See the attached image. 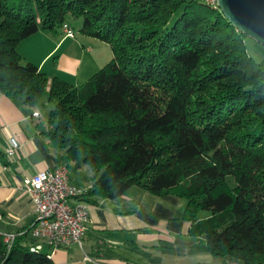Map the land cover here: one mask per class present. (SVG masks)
Wrapping results in <instances>:
<instances>
[{"label":"trees","instance_id":"1","mask_svg":"<svg viewBox=\"0 0 264 264\" xmlns=\"http://www.w3.org/2000/svg\"><path fill=\"white\" fill-rule=\"evenodd\" d=\"M70 17L114 53L81 86L18 51ZM248 39L201 0H0V90L53 105L46 137L64 162L94 173L83 198L114 200L133 186L173 193L212 254L264 264V70ZM26 237L8 250L0 232V264H54Z\"/></svg>","mask_w":264,"mask_h":264},{"label":"crops","instance_id":"2","mask_svg":"<svg viewBox=\"0 0 264 264\" xmlns=\"http://www.w3.org/2000/svg\"><path fill=\"white\" fill-rule=\"evenodd\" d=\"M68 24L75 30L74 38L64 37L61 28L40 31L22 41L18 51L25 62L38 66L50 79L81 86L107 65L114 53L110 44L85 34L83 25L77 31L71 22ZM33 111H40L41 116L33 117ZM43 121L40 106H26L0 90V232H26L28 245L38 242L28 233L35 221V205L18 178L53 170L64 162L46 137ZM11 137L22 144L15 160H10L6 151ZM71 163V182L90 189L93 171L79 164L72 172ZM81 200L88 203L91 215L83 243L55 251L44 245L42 252L54 264L232 263L212 254L203 236L190 234L192 222L185 217L188 202L173 193L159 196L133 186L114 200L98 196ZM207 216L200 213L202 218Z\"/></svg>","mask_w":264,"mask_h":264},{"label":"built area","instance_id":"3","mask_svg":"<svg viewBox=\"0 0 264 264\" xmlns=\"http://www.w3.org/2000/svg\"><path fill=\"white\" fill-rule=\"evenodd\" d=\"M210 1L218 4V0ZM64 29L68 37L74 36L67 24ZM32 116L39 118L41 112L33 111ZM21 148L22 144L16 137L9 138L6 148L9 159L15 160ZM18 181L35 205L36 217L28 233L38 242L30 246V251L42 252L44 245L50 246L53 251L82 245L91 220L90 207L81 200L88 189L71 182L68 164L60 163L53 170L19 177ZM73 200L77 202L72 204ZM18 235L10 232L3 234L10 237L12 246Z\"/></svg>","mask_w":264,"mask_h":264},{"label":"water","instance_id":"4","mask_svg":"<svg viewBox=\"0 0 264 264\" xmlns=\"http://www.w3.org/2000/svg\"><path fill=\"white\" fill-rule=\"evenodd\" d=\"M218 5L233 27L264 46V0H218Z\"/></svg>","mask_w":264,"mask_h":264},{"label":"rangeland","instance_id":"5","mask_svg":"<svg viewBox=\"0 0 264 264\" xmlns=\"http://www.w3.org/2000/svg\"><path fill=\"white\" fill-rule=\"evenodd\" d=\"M68 22H71L72 25L74 26V28H76L77 31H79V29L81 28V25H83V22L81 19H75L73 17H70L68 21L64 22L63 26H62V31L64 33V37H68L66 35V32L64 29V25L67 24L69 26V28L71 29V31L73 32V37L69 36V38H74L75 37V30L68 24ZM246 44H247V51L249 53V55L258 63L261 64L263 70H264V46H262L261 44L257 43L256 41L252 40L251 38H249L247 41H246ZM53 105L48 102V101H44L40 104V108L43 112V118H44V124H45V130L46 132L48 131V116H49V112L50 110L52 109ZM80 163L78 162H72L71 163V171L73 172L77 166H79ZM88 166V165H87ZM87 168H89L90 170V167L88 166ZM202 214H205V215H209V213L207 212H202ZM240 264H242L241 262H239Z\"/></svg>","mask_w":264,"mask_h":264},{"label":"bare ground","instance_id":"6","mask_svg":"<svg viewBox=\"0 0 264 264\" xmlns=\"http://www.w3.org/2000/svg\"><path fill=\"white\" fill-rule=\"evenodd\" d=\"M204 3L214 7L215 9H220L218 4H215L214 2L210 1V0H201ZM7 154L9 156V151H7ZM4 241L7 244V249L10 250L12 248V240L10 239V237L8 236H4ZM34 253H41V252H34Z\"/></svg>","mask_w":264,"mask_h":264}]
</instances>
